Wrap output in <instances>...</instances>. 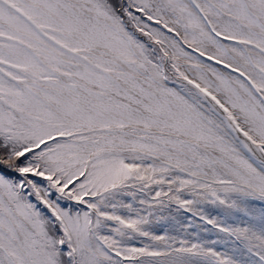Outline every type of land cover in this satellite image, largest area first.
<instances>
[{
    "label": "snow or ice",
    "instance_id": "6c2138e0",
    "mask_svg": "<svg viewBox=\"0 0 264 264\" xmlns=\"http://www.w3.org/2000/svg\"><path fill=\"white\" fill-rule=\"evenodd\" d=\"M0 264H264V0H0Z\"/></svg>",
    "mask_w": 264,
    "mask_h": 264
}]
</instances>
